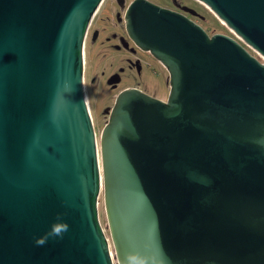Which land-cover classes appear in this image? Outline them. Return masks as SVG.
Returning a JSON list of instances; mask_svg holds the SVG:
<instances>
[{
  "label": "water",
  "instance_id": "water-1",
  "mask_svg": "<svg viewBox=\"0 0 264 264\" xmlns=\"http://www.w3.org/2000/svg\"><path fill=\"white\" fill-rule=\"evenodd\" d=\"M104 1L0 0V264H264V62L247 49L264 57V0H199L244 45L134 0L128 35L169 96L122 91L98 142L84 45Z\"/></svg>",
  "mask_w": 264,
  "mask_h": 264
},
{
  "label": "flooded vegetation",
  "instance_id": "flooded-vegetation-1",
  "mask_svg": "<svg viewBox=\"0 0 264 264\" xmlns=\"http://www.w3.org/2000/svg\"><path fill=\"white\" fill-rule=\"evenodd\" d=\"M133 1L134 0H110L109 4L103 10H101L105 2L104 1L103 4L100 6L99 10L97 11L95 17L93 18L89 26V29L87 31L85 45H84V89H85L86 100L88 103V108H89V112L92 118L94 128L98 122L96 113L98 110H101V109H99L96 106V104H93L91 102V96L89 93L90 89H88V87L86 88V79L90 77L87 74L88 67H87V59H86V55H87L86 45L89 40L93 41V43H97L101 39L102 35H107L105 39H107L108 41L113 40L115 42L113 46L114 49L120 52H125L126 55L128 52L130 53L128 56H125L124 59H121V61L117 62V64L120 63L117 67L116 65L115 66L112 65L109 71L102 72V76L106 78V83L108 85V88L112 90L113 92H116V96L111 106L104 109V112H105L104 117L106 118L104 127L106 123L108 122L110 112L112 108L114 107L117 96L124 90L136 89L147 95H150L152 97H155L163 101H167L168 99V97L167 99H162V98H159L149 93L146 90V88H143L141 85L140 81H142L144 78L147 77L148 80L153 79L154 73H155V70H153L152 68L153 63H158L165 70L167 69L150 52L144 51L143 49L139 48L134 43V41H132L131 38L129 37L127 29H126V23H127L126 14H127L129 6L131 5ZM149 1L161 7L167 8L171 11L185 15L186 17L200 24L201 26L205 21V17L198 10H196V8L193 5L190 4L192 1L201 3L199 0H188V1L187 0H169L168 5H161V4L154 2L153 0H149ZM189 9L195 10L197 13H193ZM167 77H168L167 82L170 87L169 72H168ZM110 80L113 81V84H109ZM94 81H95V76H91L90 85Z\"/></svg>",
  "mask_w": 264,
  "mask_h": 264
},
{
  "label": "rangeland",
  "instance_id": "rangeland-1",
  "mask_svg": "<svg viewBox=\"0 0 264 264\" xmlns=\"http://www.w3.org/2000/svg\"><path fill=\"white\" fill-rule=\"evenodd\" d=\"M153 1L161 5H168L169 3V0H153ZM109 2L110 0H105L101 10H103L109 4ZM190 4L193 5L196 8V10H198L205 17V21L202 24V26L210 35L218 34V33L225 34L237 39L240 43L244 45V43L238 38V36L232 30H230L225 25V23L222 22L204 3L202 2L197 3L195 1H192ZM106 36L107 35H102L101 39L97 43H93V41L89 40L86 45V53H87L86 59H87V67H88L87 74L90 77L95 76V81L92 82L91 85H90V77L86 79V88L88 87V89H90L89 93L91 96V102L93 104H96V106L99 109H101L98 110L96 113L98 122L95 125V130H96L98 142H100V136L104 129V124L106 119L104 117L105 116L104 109L111 106L116 96V92H113L108 88V85L106 83V78L102 76V72L109 71L112 65L113 66L116 65L117 67L120 64V63L117 64V62L121 61V59H124L125 56H128L130 54L128 52L126 55L125 52H120L114 49L113 46L115 42L113 40L108 41L107 39H105ZM247 49L257 59H259L261 62H264V57H262L260 54H258L251 48L247 47ZM152 68L153 70H155L153 79L148 80V78L146 77L142 81H140L141 85L143 88H146V90L149 93L159 98L167 99L170 92V87L167 82L168 71L165 70L158 63H153ZM99 216L102 226L105 229L106 234L110 239V232L108 229V223H107L105 206H104L103 192L101 193L99 200ZM111 249L113 256H115L112 244H111Z\"/></svg>",
  "mask_w": 264,
  "mask_h": 264
},
{
  "label": "bare ground",
  "instance_id": "bare-ground-1",
  "mask_svg": "<svg viewBox=\"0 0 264 264\" xmlns=\"http://www.w3.org/2000/svg\"><path fill=\"white\" fill-rule=\"evenodd\" d=\"M223 22V21H222Z\"/></svg>",
  "mask_w": 264,
  "mask_h": 264
}]
</instances>
